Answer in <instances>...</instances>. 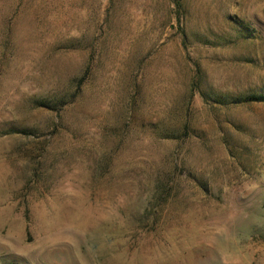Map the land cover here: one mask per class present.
<instances>
[{
    "label": "rangeland",
    "instance_id": "rangeland-1",
    "mask_svg": "<svg viewBox=\"0 0 264 264\" xmlns=\"http://www.w3.org/2000/svg\"><path fill=\"white\" fill-rule=\"evenodd\" d=\"M0 264H264V0H0Z\"/></svg>",
    "mask_w": 264,
    "mask_h": 264
}]
</instances>
